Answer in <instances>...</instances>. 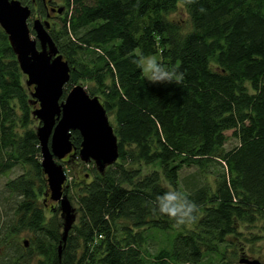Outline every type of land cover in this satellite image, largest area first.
Returning <instances> with one entry per match:
<instances>
[{"label": "trees", "instance_id": "obj_1", "mask_svg": "<svg viewBox=\"0 0 264 264\" xmlns=\"http://www.w3.org/2000/svg\"><path fill=\"white\" fill-rule=\"evenodd\" d=\"M21 1L49 21L72 67L65 93L80 82L113 115L119 155L79 185V222L62 240L56 215L47 219L38 200L48 185L29 126L33 86L0 26V174L25 167L4 184L11 215L0 226V243L31 232L22 251L0 264L198 263L205 252L223 255L220 243L239 222L264 226V0ZM179 4L186 18L172 19ZM157 53L166 68L184 73L182 84L146 79L135 61ZM72 141L77 152L78 131ZM184 166L196 167L187 188L180 185ZM197 175L212 181L198 184ZM169 189L198 205L193 222L178 226L154 210ZM161 231L176 233L172 244L149 251Z\"/></svg>", "mask_w": 264, "mask_h": 264}, {"label": "water", "instance_id": "obj_2", "mask_svg": "<svg viewBox=\"0 0 264 264\" xmlns=\"http://www.w3.org/2000/svg\"><path fill=\"white\" fill-rule=\"evenodd\" d=\"M57 10L60 13L63 8ZM31 12L29 5L21 0H0V26L26 75L27 86H33L30 102L37 104L32 112L38 121L35 134L48 185L43 199L48 196L58 202L64 217L61 236L65 240L75 220V208L64 190L69 184L64 166L58 159L69 155L85 163L93 161L96 169L103 173L118 158V140L98 96L91 95L80 82L65 93L72 67L51 36L47 19L33 18L29 25ZM73 131H78L81 136L77 152L72 141ZM23 241L26 245V239ZM60 250L61 244L58 245ZM239 262L261 263L246 256H241Z\"/></svg>", "mask_w": 264, "mask_h": 264}, {"label": "rangeland", "instance_id": "obj_3", "mask_svg": "<svg viewBox=\"0 0 264 264\" xmlns=\"http://www.w3.org/2000/svg\"><path fill=\"white\" fill-rule=\"evenodd\" d=\"M57 4H64V0H54ZM65 11H67V7H65L63 13L61 15H64ZM42 16V13H40L37 8L31 12V17L29 19L30 23H32V20L34 16ZM59 15V16H61ZM45 17V16H42ZM169 17L172 19H185L186 18V12L185 9L179 4L177 10L175 12H172ZM39 18V17H38ZM44 20V19H43ZM61 19L59 17H55L53 20V23H56L57 27L59 26V21ZM31 33L34 35V32L31 31ZM147 57H154L156 60L158 57H160L159 53L157 54H150L145 56ZM146 77L149 75L146 71H144ZM109 121H113V115L108 114ZM38 125L37 119H32L31 123L29 124L30 127L36 129ZM21 130V129H19ZM228 134L231 133V131H227ZM232 143L235 141L232 139ZM230 146L231 144H227ZM66 171L67 179L66 182L69 184V190H67L68 197L71 200L72 206L75 208V220L72 223V225L77 224L79 222L80 217V210H79V204L76 201L75 192L78 189L79 185L92 178L93 176V170L95 169V165L93 161L90 162H83L78 157L76 159L70 160L69 162H64L61 159H58ZM142 168L144 171L150 170L152 167L147 165H142ZM25 169V167H22L21 165H15L11 169L3 172L0 174V213L2 215V221H0V226L4 223L5 220L8 221L9 217L11 215V211H8V207L11 205V200L9 196L4 193V184L5 182L19 174ZM196 167L195 166H184L181 168V176H180V185L182 188H187L186 183L190 184L191 177L194 178L193 173L195 172ZM197 179L199 181L198 184L204 183L205 179H202L200 176L197 175ZM208 181H212V177L208 176L206 178ZM205 180V181H207ZM67 188V189H68ZM43 195H38L39 202H42ZM50 205H54V211H52ZM46 210V218L52 217L53 214L56 215L59 223H60V231L62 232L63 224H64V217L60 214V208L57 201L52 200L48 198L47 204L44 205ZM8 215V216H7ZM237 232L234 234H229L225 236V240L220 243V249L219 251L223 252V255L221 253L211 254L205 252L203 259L198 263H188V264H224L229 263L233 264L235 263L241 256H247L248 258H254L259 260L262 264H264V226L263 222L257 221L254 223H240L237 228ZM176 233L169 234L164 231L157 232L154 239L151 240V243L148 244L149 251L154 252L156 251L160 246H167L169 247L170 244H172V240ZM31 236V232L28 231H21L15 236H12L9 243H6L2 241L0 243V260L3 259L5 256H13V254H17L18 252L14 249H19L22 251V240L26 239ZM172 236V238H171ZM171 238V239H170ZM170 241V242H167ZM11 243V244H10ZM28 264H37L36 259L30 260Z\"/></svg>", "mask_w": 264, "mask_h": 264}, {"label": "clouds", "instance_id": "obj_4", "mask_svg": "<svg viewBox=\"0 0 264 264\" xmlns=\"http://www.w3.org/2000/svg\"><path fill=\"white\" fill-rule=\"evenodd\" d=\"M194 2L195 0H185L186 4ZM199 11L203 13L205 9L201 7ZM135 63L142 71H146L149 74L146 79L150 83H175L176 85H180L184 80L183 72L175 67L171 69L166 68L154 57L146 58L141 56ZM155 204L156 209L154 210H158L161 214L169 216L178 226L191 223L196 219L198 205L179 191L169 189L156 198Z\"/></svg>", "mask_w": 264, "mask_h": 264}, {"label": "flooded vegetation", "instance_id": "obj_5", "mask_svg": "<svg viewBox=\"0 0 264 264\" xmlns=\"http://www.w3.org/2000/svg\"><path fill=\"white\" fill-rule=\"evenodd\" d=\"M34 1V0H33ZM46 15L48 16H54V14H55V11L53 10V9H51L50 7H48L47 5H46ZM50 12V13H49ZM34 17H38V16H34ZM39 17L40 18H42L40 15H39ZM52 19V18H51ZM73 159H76V156H69V155H66V156H64L61 160L62 161H64V162H69L70 160L72 161ZM69 187V186H68ZM67 187V188H68ZM67 188H64V190L65 189H67ZM66 192V191H65ZM48 196L45 198V199H43L44 200V202H45V205L47 204V201H48ZM260 264H262V263H260Z\"/></svg>", "mask_w": 264, "mask_h": 264}]
</instances>
